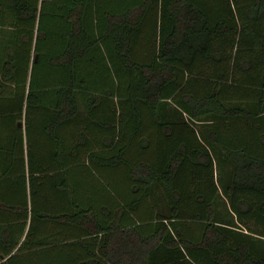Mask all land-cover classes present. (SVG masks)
I'll list each match as a JSON object with an SVG mask.
<instances>
[{"label":"trees","instance_id":"1","mask_svg":"<svg viewBox=\"0 0 264 264\" xmlns=\"http://www.w3.org/2000/svg\"><path fill=\"white\" fill-rule=\"evenodd\" d=\"M0 264H264V0H0Z\"/></svg>","mask_w":264,"mask_h":264},{"label":"crops","instance_id":"2","mask_svg":"<svg viewBox=\"0 0 264 264\" xmlns=\"http://www.w3.org/2000/svg\"><path fill=\"white\" fill-rule=\"evenodd\" d=\"M27 118H28L27 131L25 132L22 129V146H23V150H25V141H27V143H29L32 149L34 147L38 151L42 152L41 154L36 155L35 161L38 164L45 165L46 162L53 164L54 154L52 155V157L46 156L44 154L45 150L50 149L54 151L56 144L58 146L63 145L64 147L67 146L70 147V145L74 143L75 138L74 139L72 138L75 135V130L73 128L74 126L73 125L71 126L70 123L65 125L62 129L57 128V130L53 132V133H57V136L59 137L58 143L55 142V138H50L52 135L49 134L44 127H41V124L45 123V121H50V119H54V114L50 116V114L47 111H39L33 116H30L29 114ZM23 120H24V115L23 113H21L20 121L23 122ZM34 124L36 126H33ZM61 137H62V141H61Z\"/></svg>","mask_w":264,"mask_h":264}]
</instances>
